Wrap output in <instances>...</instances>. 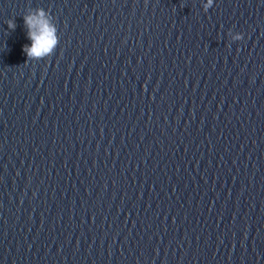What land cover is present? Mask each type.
Listing matches in <instances>:
<instances>
[{
	"label": "water",
	"instance_id": "1",
	"mask_svg": "<svg viewBox=\"0 0 264 264\" xmlns=\"http://www.w3.org/2000/svg\"><path fill=\"white\" fill-rule=\"evenodd\" d=\"M205 2L0 0V264H264V0Z\"/></svg>",
	"mask_w": 264,
	"mask_h": 264
},
{
	"label": "clouds",
	"instance_id": "2",
	"mask_svg": "<svg viewBox=\"0 0 264 264\" xmlns=\"http://www.w3.org/2000/svg\"><path fill=\"white\" fill-rule=\"evenodd\" d=\"M214 0H206L203 3V10L208 11L212 8ZM24 25L27 28V38L31 41L30 45L23 46V52L27 56V61H38L54 54L60 37L54 18L43 8L30 10L23 16ZM8 29L15 30L16 23L13 20L7 21ZM233 41H241L243 33L233 34L230 30Z\"/></svg>",
	"mask_w": 264,
	"mask_h": 264
}]
</instances>
